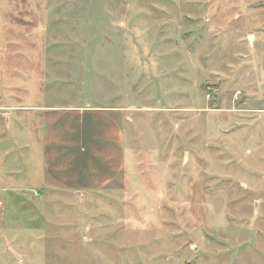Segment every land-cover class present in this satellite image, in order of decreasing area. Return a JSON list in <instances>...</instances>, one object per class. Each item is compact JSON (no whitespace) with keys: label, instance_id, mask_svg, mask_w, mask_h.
<instances>
[{"label":"rangeland","instance_id":"374dc122","mask_svg":"<svg viewBox=\"0 0 264 264\" xmlns=\"http://www.w3.org/2000/svg\"><path fill=\"white\" fill-rule=\"evenodd\" d=\"M259 8L0 0V153L23 157L30 134L38 143L45 120L25 106L49 109L48 121L115 109L129 152L105 190L48 186L36 223L0 222V252L33 264H264L263 56L249 39Z\"/></svg>","mask_w":264,"mask_h":264},{"label":"crops","instance_id":"0c3cea01","mask_svg":"<svg viewBox=\"0 0 264 264\" xmlns=\"http://www.w3.org/2000/svg\"><path fill=\"white\" fill-rule=\"evenodd\" d=\"M259 13L264 15V8L257 9L256 14ZM252 34L249 35V39L252 37L251 48L258 47L263 56L253 59V63L261 60L263 64L257 70L262 71L264 79V20L252 30ZM260 84L264 89V82ZM4 109L6 107H0V112ZM19 109L38 113L39 122L44 118L45 123L37 144L34 145L31 134L28 137L25 144L27 152L23 157L6 149L4 154L0 153V222L3 224L13 223L15 230L26 217L30 226L36 223L41 216L35 208L42 205L40 197L48 186L74 194L100 192L127 170L126 132L116 117L115 109H59L54 111L50 121L46 118L47 108L25 106ZM4 114L0 113V119ZM15 163L19 167H15ZM11 209L14 212H10ZM0 264L33 263L23 254L18 256L6 249L0 252Z\"/></svg>","mask_w":264,"mask_h":264}]
</instances>
